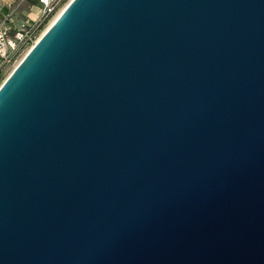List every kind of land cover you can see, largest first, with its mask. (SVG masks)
Segmentation results:
<instances>
[{"label":"water","instance_id":"95a60500","mask_svg":"<svg viewBox=\"0 0 264 264\" xmlns=\"http://www.w3.org/2000/svg\"><path fill=\"white\" fill-rule=\"evenodd\" d=\"M0 264H264V0H70L0 85Z\"/></svg>","mask_w":264,"mask_h":264},{"label":"built area","instance_id":"2783aa9c","mask_svg":"<svg viewBox=\"0 0 264 264\" xmlns=\"http://www.w3.org/2000/svg\"><path fill=\"white\" fill-rule=\"evenodd\" d=\"M17 1L20 5L27 0ZM37 1L40 8L35 20H23L18 27L9 25V20L16 11L15 8L0 22V66L10 64L17 55L27 52L40 38L41 29L49 25L66 0Z\"/></svg>","mask_w":264,"mask_h":264},{"label":"rangeland","instance_id":"374dc122","mask_svg":"<svg viewBox=\"0 0 264 264\" xmlns=\"http://www.w3.org/2000/svg\"><path fill=\"white\" fill-rule=\"evenodd\" d=\"M69 1L70 0H66L62 6L63 7L66 6V4L69 3ZM0 3L2 4L1 0H0ZM18 4H19V2L17 0H14L13 3L11 4V7H10L11 10L16 8V11L14 12L12 17H15L16 15L20 16L19 21H21V22L23 20H26V19L35 20L37 18L38 14H39L38 9L40 8V6H39V4L35 3V0L25 1L24 3L20 4L19 7H18ZM32 6L37 7V9L35 8L34 10H32V8H31ZM24 15H26V16L29 15V16L26 17ZM21 22H19L14 27H18ZM46 27H47V25L41 29L40 34H42V32L46 29ZM25 53H26V51L17 55L10 64H2L0 66V85L6 79V77L10 74V72L13 70V68L17 65V63L22 59V57L25 55Z\"/></svg>","mask_w":264,"mask_h":264},{"label":"crops","instance_id":"0c3cea01","mask_svg":"<svg viewBox=\"0 0 264 264\" xmlns=\"http://www.w3.org/2000/svg\"><path fill=\"white\" fill-rule=\"evenodd\" d=\"M1 1H2V4L0 3V22H2L12 12L10 7H11V4L13 3L14 0H1ZM31 8H32V10H34L35 8L37 9V7H35V6H32ZM38 13H39V9H38ZM24 16H26V15H24ZM28 16H26V17H28ZM19 17L20 16H18V15H16L15 17H11L9 20V25H11L13 27L16 26L19 22H21V21H19V19H20Z\"/></svg>","mask_w":264,"mask_h":264},{"label":"bare ground","instance_id":"6f19581e","mask_svg":"<svg viewBox=\"0 0 264 264\" xmlns=\"http://www.w3.org/2000/svg\"><path fill=\"white\" fill-rule=\"evenodd\" d=\"M67 5V4H66ZM65 8V6L63 7V8H61L56 14H55V16L52 18L53 20L52 21H50V23H49V25L46 27V29L54 22V20L59 16V14L62 12V10ZM45 29V30H46ZM45 30L42 32V34L45 32ZM42 34H40V36L42 35Z\"/></svg>","mask_w":264,"mask_h":264},{"label":"trees","instance_id":"16d2710c","mask_svg":"<svg viewBox=\"0 0 264 264\" xmlns=\"http://www.w3.org/2000/svg\"><path fill=\"white\" fill-rule=\"evenodd\" d=\"M28 1V0H27ZM35 3H37L38 4V1L37 0H35Z\"/></svg>","mask_w":264,"mask_h":264}]
</instances>
